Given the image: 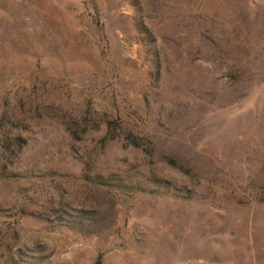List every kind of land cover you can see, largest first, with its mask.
<instances>
[{"label":"rangeland","instance_id":"374dc122","mask_svg":"<svg viewBox=\"0 0 264 264\" xmlns=\"http://www.w3.org/2000/svg\"><path fill=\"white\" fill-rule=\"evenodd\" d=\"M264 264V0H0V264Z\"/></svg>","mask_w":264,"mask_h":264},{"label":"trees","instance_id":"16d2710c","mask_svg":"<svg viewBox=\"0 0 264 264\" xmlns=\"http://www.w3.org/2000/svg\"><path fill=\"white\" fill-rule=\"evenodd\" d=\"M100 263H101V258H100V256H99V257L97 258L95 264H100Z\"/></svg>","mask_w":264,"mask_h":264}]
</instances>
